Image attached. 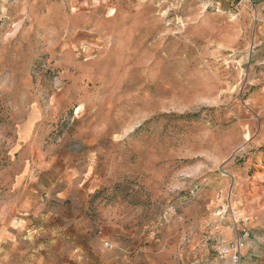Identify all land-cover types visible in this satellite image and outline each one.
Returning <instances> with one entry per match:
<instances>
[{
  "label": "rangeland",
  "instance_id": "1",
  "mask_svg": "<svg viewBox=\"0 0 264 264\" xmlns=\"http://www.w3.org/2000/svg\"><path fill=\"white\" fill-rule=\"evenodd\" d=\"M244 228L264 264V0H0V264H231Z\"/></svg>",
  "mask_w": 264,
  "mask_h": 264
},
{
  "label": "built area",
  "instance_id": "2",
  "mask_svg": "<svg viewBox=\"0 0 264 264\" xmlns=\"http://www.w3.org/2000/svg\"><path fill=\"white\" fill-rule=\"evenodd\" d=\"M248 221V219L235 220V223L244 224V222ZM249 232L246 228H244L241 237L235 239L234 242L230 243L229 246H225L221 249V254L225 258H231V264H242L241 251L244 249L247 243V239L249 238Z\"/></svg>",
  "mask_w": 264,
  "mask_h": 264
},
{
  "label": "bare ground",
  "instance_id": "3",
  "mask_svg": "<svg viewBox=\"0 0 264 264\" xmlns=\"http://www.w3.org/2000/svg\"><path fill=\"white\" fill-rule=\"evenodd\" d=\"M24 129H25V128H24ZM24 131H25L24 133H26V129H25ZM20 136H21V135H20ZM26 136H27V135H26ZM26 136H25V137H26ZM27 137H28V136H27ZM27 137H26V138H27ZM21 138H22V136H21ZM23 140H24V139H23ZM230 232H231V231H230Z\"/></svg>",
  "mask_w": 264,
  "mask_h": 264
},
{
  "label": "crops",
  "instance_id": "4",
  "mask_svg": "<svg viewBox=\"0 0 264 264\" xmlns=\"http://www.w3.org/2000/svg\"><path fill=\"white\" fill-rule=\"evenodd\" d=\"M3 240H2V237H0V243L2 242Z\"/></svg>",
  "mask_w": 264,
  "mask_h": 264
}]
</instances>
